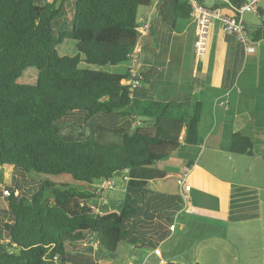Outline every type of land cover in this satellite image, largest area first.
<instances>
[{"label":"trees","instance_id":"16d2710c","mask_svg":"<svg viewBox=\"0 0 264 264\" xmlns=\"http://www.w3.org/2000/svg\"><path fill=\"white\" fill-rule=\"evenodd\" d=\"M65 1L0 0V168L16 182L7 197L0 191V264H66L68 252L89 240L112 260L135 210L127 204L105 213L91 185L156 168L181 148L190 119L183 101L133 97L149 74L79 68L129 62L138 13L156 0H71L70 26L56 28ZM245 1L227 6L236 12ZM191 11L188 0H162L156 10L170 31L190 21ZM66 40L75 55L58 53ZM28 68L36 71L33 85L20 83ZM226 148L250 155L253 142L235 133ZM30 172L45 178L35 186ZM62 176L81 185L53 180Z\"/></svg>","mask_w":264,"mask_h":264},{"label":"crops","instance_id":"0c3cea01","mask_svg":"<svg viewBox=\"0 0 264 264\" xmlns=\"http://www.w3.org/2000/svg\"><path fill=\"white\" fill-rule=\"evenodd\" d=\"M161 1L139 11L127 69L149 74L148 84L133 86L134 98L190 104L181 148L156 168L124 172L114 193L99 201L105 213L118 204L135 210L114 258L89 240L68 252L66 264H264V2L239 15L223 0H200L240 20L255 51L212 22L207 55L197 63L191 13L170 31L156 12ZM64 6L68 15L71 0ZM65 13L56 28L65 25ZM235 133L253 142L250 155L227 151Z\"/></svg>","mask_w":264,"mask_h":264},{"label":"built area","instance_id":"2783aa9c","mask_svg":"<svg viewBox=\"0 0 264 264\" xmlns=\"http://www.w3.org/2000/svg\"><path fill=\"white\" fill-rule=\"evenodd\" d=\"M191 4V18L195 26V41H194V59L197 63L203 61L207 55V44L209 39V31L212 22H218L226 34L234 35L235 38L242 42L248 53L255 51V43L250 40L245 31V26L240 20H235L227 15H223L219 8H208L200 4V0H188ZM228 3V0H223ZM264 0H246L236 14H243L246 12L254 11L257 5ZM144 30H149L148 25L143 26ZM183 179H179L177 184L182 186ZM115 181L112 179L103 180L102 186L96 188L95 193L101 197L103 191L113 189ZM9 195V191L4 189L2 197L5 198ZM103 204L102 198H100ZM102 213V212H101ZM100 213V214H101ZM174 229V226H171ZM56 260V258H55Z\"/></svg>","mask_w":264,"mask_h":264},{"label":"rangeland","instance_id":"374dc122","mask_svg":"<svg viewBox=\"0 0 264 264\" xmlns=\"http://www.w3.org/2000/svg\"><path fill=\"white\" fill-rule=\"evenodd\" d=\"M66 12V13H65ZM64 13H65V19L66 22H65V27H69L70 26V18L72 17V11L70 10L69 11V14L67 15V11L64 10ZM59 20V23L61 22L62 18L58 19ZM58 24V21L57 23L55 24V27L56 25ZM58 53L62 56H73L76 54V50L74 49V46H73V42L69 41V40H66L63 42V44L61 46L58 47ZM132 63L130 62H126V63H123V64H120V65H116V66H110V65H107V66H104V67H97V66H93V65H85V64H80L79 68L83 69V68H87V69H91V70H100V71H104V72H107V73H113V74H120V73H124L126 72L127 70V67L128 66H131ZM35 76H36V71L34 68H28L24 74V76L21 78L20 80V83L21 84H24V85H33L34 84V81H35ZM123 84H125V82H123ZM69 118L68 119H64L62 120L60 123L65 125V124H68L69 122ZM150 121V120H149ZM89 124H96L95 121H89ZM208 132V131H207ZM207 132H205V134H207ZM45 178V176L43 175H40V174H36V173H33V172H30L27 174V179L28 180H32L36 185H38L43 179ZM56 183H69L70 185H73V186H80L81 184L78 183V182H75L73 180H71L69 177H66V176H62V177H57V178H54L53 179ZM17 182L19 184H24V181L19 178L17 180ZM103 184V181H98V182H95L93 185H97V186H102ZM16 186V182L15 181H12L11 178H10V171H8L7 169L5 168H0V191L4 190V189H13L14 187ZM82 186H84L85 188H87L88 186L85 185V184H82ZM90 187V186H89ZM116 187V183H115V186L114 188ZM113 188V189H114ZM113 189H110V190H113ZM110 190H105L103 192V195L101 196L102 199L105 200V194L106 196L108 197V195H111L112 193L114 192H111ZM0 200H1V208L2 209H5L6 208V203H4L2 200V197H0ZM96 203L99 202V200L96 198L94 200Z\"/></svg>","mask_w":264,"mask_h":264},{"label":"water","instance_id":"95a60500","mask_svg":"<svg viewBox=\"0 0 264 264\" xmlns=\"http://www.w3.org/2000/svg\"><path fill=\"white\" fill-rule=\"evenodd\" d=\"M120 207H121V204H118V205H117V208H120Z\"/></svg>","mask_w":264,"mask_h":264},{"label":"clouds","instance_id":"9594fccd","mask_svg":"<svg viewBox=\"0 0 264 264\" xmlns=\"http://www.w3.org/2000/svg\"><path fill=\"white\" fill-rule=\"evenodd\" d=\"M137 124V123H136ZM115 181V180H114ZM97 188V187H96ZM104 192V191H103ZM100 198H102V197H100ZM103 200V199H102Z\"/></svg>","mask_w":264,"mask_h":264}]
</instances>
